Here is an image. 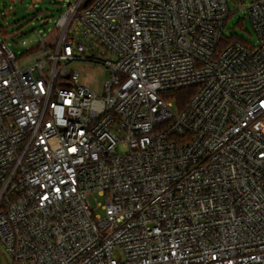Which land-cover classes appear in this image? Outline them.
Listing matches in <instances>:
<instances>
[{"label":"built area","instance_id":"built-area-1","mask_svg":"<svg viewBox=\"0 0 264 264\" xmlns=\"http://www.w3.org/2000/svg\"><path fill=\"white\" fill-rule=\"evenodd\" d=\"M247 12L256 44L227 39L226 0H71L22 66L0 41V264H264V0Z\"/></svg>","mask_w":264,"mask_h":264},{"label":"rangeland","instance_id":"rangeland-1","mask_svg":"<svg viewBox=\"0 0 264 264\" xmlns=\"http://www.w3.org/2000/svg\"><path fill=\"white\" fill-rule=\"evenodd\" d=\"M230 9L224 33L250 44H256L258 36L247 12L251 0H226ZM71 0H0V41L7 40L15 51L19 64L25 65L30 61L27 44L40 40V34L46 39L56 37L59 28L58 19L65 11ZM27 44H24L23 41ZM74 69L81 72V83L100 91L107 74L101 64L90 61L77 62ZM91 195L94 207L102 196ZM97 212H101L97 208ZM3 264H9V258L2 254Z\"/></svg>","mask_w":264,"mask_h":264},{"label":"trees","instance_id":"trees-1","mask_svg":"<svg viewBox=\"0 0 264 264\" xmlns=\"http://www.w3.org/2000/svg\"><path fill=\"white\" fill-rule=\"evenodd\" d=\"M227 39H229V40H240V39L235 38L233 36L229 37ZM192 94H193V89H182V90L174 91V92L170 93L169 98L175 100L179 107H183L187 103V101L189 100V98L191 97Z\"/></svg>","mask_w":264,"mask_h":264}]
</instances>
